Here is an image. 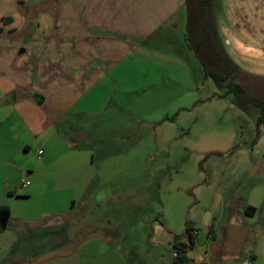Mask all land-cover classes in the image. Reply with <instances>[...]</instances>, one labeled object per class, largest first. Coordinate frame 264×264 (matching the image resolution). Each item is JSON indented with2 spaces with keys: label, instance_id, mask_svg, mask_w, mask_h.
Returning <instances> with one entry per match:
<instances>
[{
  "label": "crops",
  "instance_id": "obj_1",
  "mask_svg": "<svg viewBox=\"0 0 264 264\" xmlns=\"http://www.w3.org/2000/svg\"><path fill=\"white\" fill-rule=\"evenodd\" d=\"M185 8V0H0V210L9 211L0 264H128L135 240L114 239L119 224L89 223L92 235L70 253L61 234L46 248L45 230L123 199L161 205L179 145L201 159L197 178H206L194 189L190 212L200 213L188 215L187 257L204 248L209 264H264V126L257 136L258 112L250 133L239 130L249 105L226 116L233 94L204 76L186 42ZM225 43L237 82L264 99V41ZM104 115L108 132L97 133ZM179 232L156 219L140 242L158 248L159 264H174Z\"/></svg>",
  "mask_w": 264,
  "mask_h": 264
},
{
  "label": "rangeland",
  "instance_id": "obj_2",
  "mask_svg": "<svg viewBox=\"0 0 264 264\" xmlns=\"http://www.w3.org/2000/svg\"><path fill=\"white\" fill-rule=\"evenodd\" d=\"M215 2L216 3L213 4V10L209 8L207 14L211 16L215 10L218 11L217 13L220 17L221 26H225L227 35L222 33L218 22L212 16L206 19V25L212 33L214 42L221 48L223 53H225L224 49L229 48L225 45V40L227 42L232 40L234 43L238 44L240 48H244V45H252V43L260 45L264 41V1L216 0ZM185 12L188 15L187 9ZM205 80L207 81V79ZM209 80L211 82L210 89L214 87L217 88L215 82L211 79ZM206 89H208V85H206ZM230 100L235 101L232 108H229V106L231 107ZM248 105L250 109L249 114L243 115L246 121L243 119L239 129L243 131L244 135L250 133L249 124L251 120L255 122L254 116L258 112L260 114L259 108L252 104ZM212 106L213 104L210 105V107ZM226 107V116L230 117L233 116V114L237 116L236 110L240 109L241 106L236 103L235 96L231 95L230 99H226ZM100 118L101 119L94 127L101 125V130L97 131V133H106L108 132L106 129L109 116L104 115ZM84 119L83 117H79L77 121L81 122L82 125L88 124L89 122ZM240 124L238 119L235 125L238 127ZM180 140L184 144V140ZM178 147L180 148L176 147L175 152H173L170 157L173 162V164H169L173 168V172L170 174L173 175L168 179V183L165 184L162 195L163 202L161 205L160 203L159 205L154 204L144 198V202L140 201L143 206H145V208L142 207L143 210L135 206L131 207V201L129 199H123V202L119 203L116 208H113L115 204L107 206L101 205L97 207L96 211L93 213L90 208H87L86 211L80 212L78 216H72L71 223L66 222L57 227L45 230V247L51 249L54 243L53 241H55L54 237L61 234L66 238H70L72 241V245L69 244L71 246L67 248V250L69 249V253L75 251L79 246L84 244L82 241L86 237L92 235L90 229L86 225L91 222H96L97 220H108L112 225L119 224V227H122L121 230H119L120 236H116L114 233L110 234L114 239H119L120 241L130 236L132 240H135L131 241L133 244L126 254L128 264H159L160 251L152 244H148V242H146V244L142 241L140 242L141 237L144 235L141 234L142 231H147L151 227L152 222L157 219L166 225L168 229H176L180 231L179 233L183 234L186 231L188 215L190 213H192V215L200 213V211L196 210L190 212L191 207L198 206L194 189L200 186H206L205 177H203V180H198L200 177L197 178V176H200L198 174H204L202 170L197 168V164L200 163L201 159L197 160L186 154L184 145H179ZM181 177H184L182 178V182H180ZM181 183L185 187H182ZM159 206H161V208ZM257 220H259V217H257ZM201 229H204V226H202ZM11 233L12 231L9 229L8 234ZM193 251L195 256L199 254L198 248H195ZM200 251V254L205 256V249L200 248ZM169 255L170 252L168 253V256ZM57 257L59 256H56V258Z\"/></svg>",
  "mask_w": 264,
  "mask_h": 264
},
{
  "label": "trees",
  "instance_id": "obj_3",
  "mask_svg": "<svg viewBox=\"0 0 264 264\" xmlns=\"http://www.w3.org/2000/svg\"><path fill=\"white\" fill-rule=\"evenodd\" d=\"M185 5L188 10L186 42L201 61L204 76L213 79L218 86H224L223 96L233 94L236 103L241 107L252 104L259 108L260 115L257 119V136H259L261 126H264V99L250 93L237 82L239 66L214 42L211 31L205 23V16L208 9L213 6V0H185ZM174 239L177 254L174 264H192V260L187 257V252L195 241L192 228L187 226L184 235L175 236Z\"/></svg>",
  "mask_w": 264,
  "mask_h": 264
},
{
  "label": "built area",
  "instance_id": "obj_4",
  "mask_svg": "<svg viewBox=\"0 0 264 264\" xmlns=\"http://www.w3.org/2000/svg\"><path fill=\"white\" fill-rule=\"evenodd\" d=\"M43 154H44V150L40 149L37 152V157L40 159V158H42ZM29 184H30L29 181L23 183L24 186L29 185ZM174 255L176 257V255H177L176 252ZM191 260H192V262H195L196 264H209L208 261L206 260L205 256H203V255H197L194 258H192Z\"/></svg>",
  "mask_w": 264,
  "mask_h": 264
},
{
  "label": "water",
  "instance_id": "obj_5",
  "mask_svg": "<svg viewBox=\"0 0 264 264\" xmlns=\"http://www.w3.org/2000/svg\"><path fill=\"white\" fill-rule=\"evenodd\" d=\"M4 203H1V206H4ZM8 220H9V211L7 210V208H3L0 210V227L2 229H5L7 227L8 224Z\"/></svg>",
  "mask_w": 264,
  "mask_h": 264
}]
</instances>
